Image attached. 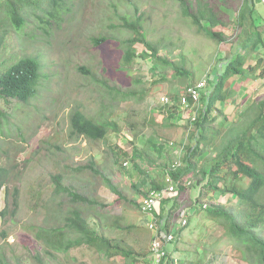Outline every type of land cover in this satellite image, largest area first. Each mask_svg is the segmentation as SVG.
I'll return each mask as SVG.
<instances>
[{"label": "rangeland", "instance_id": "rangeland-1", "mask_svg": "<svg viewBox=\"0 0 264 264\" xmlns=\"http://www.w3.org/2000/svg\"><path fill=\"white\" fill-rule=\"evenodd\" d=\"M185 1L192 12L197 10L198 2L210 3L225 20V25H206L207 29L222 33V37L230 41L200 32L183 17L179 0H69L64 21L50 35L35 30L37 23L33 21L24 32L34 29L32 33L36 38L12 33L11 52L1 55L0 62L6 57L18 60L27 55L41 62L37 94L29 102H17L13 107L0 102V109L6 113L0 119V166L13 168L15 162L32 159L21 175L17 174L18 178L8 184L12 191L10 203L15 188L19 190L16 214L12 220L8 219L6 226L0 215V230L7 228L10 233L6 242L0 238V253L13 264H16V256H21L23 264H39L35 255L45 264H109L103 252L88 244L68 252L53 250L54 255H46L48 247L43 240L37 241L38 230L63 226L65 213L73 207L84 209L89 225L100 233L118 239L126 237L135 249L149 251L152 232L138 231L128 236L126 230L118 229L115 224L147 227L152 217L140 209L142 193L139 189L151 188L152 179L162 182L168 166L186 164L189 147L195 142L191 136L195 130L191 118L204 107L203 101L183 109L177 104L178 110L170 115L161 97L163 94L177 96L201 79L210 84L217 82L221 67L241 50V41L246 37L244 32L252 29L251 32L264 33V3L261 0L250 3L254 11L245 22V28L240 18L244 0ZM138 16L141 17V31L159 50L158 55L189 70L191 80L180 77L172 67L156 65L141 43L134 45V61L124 62L127 47L123 40L131 38L132 33L123 27V17L133 20ZM100 36L110 39L95 46L91 38ZM251 54L246 65L264 55V34L263 42ZM82 66L88 73L80 70ZM227 86L234 87L235 93L228 101L217 104V110L223 113L217 115L214 129L235 126L242 120L243 111L254 102L264 100V78L253 76L246 68L242 76L230 78ZM76 108L98 121L115 123L117 130L110 129L106 138L99 140L72 136L71 114ZM160 146L164 147L162 152L158 149ZM120 148L127 157L120 154ZM215 155L209 146L201 155L196 172L184 177L192 184L186 186L176 200L178 206L170 222L172 230L179 226L182 213L191 212L189 225L174 245L187 261L247 264L232 256L230 247H223L226 253L214 257L212 254L206 256L203 251L221 230L216 224L209 227L210 220L203 212H197L193 200L204 181L199 169L209 165ZM91 160L97 162L102 177L121 190L124 199L110 190L105 178L87 172L66 173ZM59 173L63 174L67 186L87 195L94 203L79 205L71 201L70 195L56 194L51 177ZM145 178L148 181H144ZM5 188L0 190V211L6 205ZM206 201L235 209L238 199L214 192ZM32 226L36 229L31 230ZM111 261L124 264L125 259L118 256Z\"/></svg>", "mask_w": 264, "mask_h": 264}, {"label": "trees", "instance_id": "trees-1", "mask_svg": "<svg viewBox=\"0 0 264 264\" xmlns=\"http://www.w3.org/2000/svg\"><path fill=\"white\" fill-rule=\"evenodd\" d=\"M68 1L0 0V56L11 52L10 47L13 45L11 41L12 33L23 34L24 37L34 39L36 38L32 33L34 29L50 35L54 28L60 27L65 19ZM179 1L182 5L181 13L183 17L189 19L200 32L203 31L218 40L230 41L222 37V33L207 29L206 25H225V20L221 18L210 3L198 2L197 10L192 12L190 10L191 6L185 0ZM253 1L244 0L241 6L240 18L243 28H245V22L249 21V15L253 14L254 8L250 6ZM123 19V27L132 33L131 38L123 40L127 47L124 62L132 63L134 61V45L141 43L148 49L156 65L172 67L180 77L191 80L192 76L189 70L158 55L159 50L146 40L144 33L141 31L140 16L133 20H127V17H123ZM31 21L37 23V27L34 29L29 28L24 32ZM240 27L242 28V26ZM254 27H257V25L254 24ZM251 30L247 29L244 32L246 37L245 41H241V50L238 51L236 56L227 59L225 65L219 71L217 82L212 84L209 82L210 91L202 95L201 101H203L204 107L197 113V117L191 121L195 125V130L191 135L195 142L189 147L186 164L183 167L175 163L168 166L162 177V182L158 179H152L151 183L153 189L163 191L165 194L159 203L156 216L159 218L165 217L164 229L171 231L170 222L175 217L173 214L178 206L176 200H178L181 191L186 189V179L184 177L187 174L196 172L201 163V155L209 149V146H212V150L216 152V155L209 165L201 166L199 169L202 171L204 181H202L197 198L193 200V205L197 208L198 213L203 212L210 220L209 227H215V224L219 226L221 234L215 237L213 241L211 240L212 243L209 248L203 250L204 254L206 256L212 254L214 257L220 253H226L223 252V247H230L232 256L237 257L239 260L247 264H264V100L254 102L249 109L243 111L242 120L235 126L228 129L213 128V123L218 118L217 115L223 113L222 110H217V104L228 101L235 93L234 87L227 86V81L230 78L237 75L242 76L245 68L253 76L264 78V55H259L255 62L246 65V59L252 55L251 53L254 52L258 44L263 42L264 33L260 31L254 33ZM91 39L95 46H101L110 38L100 36V38L92 37ZM80 70L88 73V69L84 66L80 67ZM40 78L41 62L37 57L27 55L20 57L18 60L6 57L4 62H0V102L9 107H13V104L17 102H29L37 94ZM171 97L174 100L178 99L177 96L171 95ZM168 107L170 115L178 110L176 105ZM214 111L217 114L213 115ZM5 116V111L0 109V119ZM226 117L228 116L226 115ZM110 129L117 130L115 123L98 121L88 116L81 108H76L71 114L72 136L83 137L90 141L105 139ZM163 148L160 146L158 149L162 152ZM57 149L61 148L57 146ZM120 149V154L126 155L122 148ZM31 160L26 158L22 162H13L15 164L13 168L0 166V190L6 186V205L0 211L4 226L8 225V219H13L19 208V190L15 188L12 203H10L9 197L12 191L8 184L18 178L16 177L17 174L21 175V171L29 166ZM96 164V161L91 160L89 164L72 168L71 171H66V173L78 175L87 172L92 173L93 176H100L103 180L106 179L108 187L118 195L119 199H124L121 190L108 178L102 177ZM168 175H171L170 177L175 181L176 194L165 190L168 185L166 181ZM51 179L56 187L54 190L56 194L70 195L71 201L79 205L94 203L87 195L73 191L70 186H67L63 181V174H55ZM144 181H148V179L145 178ZM214 192H218L223 196L236 197L238 199L237 207L235 209L227 208L222 204H211V202L206 201ZM139 193H142V197L146 194L145 190L142 189H139ZM139 205L141 209V204L139 203ZM190 212L191 210L181 214L182 220L180 218L179 226L174 229L175 239L168 246L171 251L177 250V245L174 244L179 242L184 228L189 225V220L186 224H183L182 221L189 218ZM63 222V226L42 228L36 232L37 241L43 240V243L48 247V249L45 248L46 255H54L53 250L68 252L70 249L88 244L96 251L103 252L107 256L109 264H114L111 259L118 256L125 259L124 264H144L147 260L150 249L149 251L142 250V248L135 249L128 243L126 237L118 239L115 236L100 233L89 225L84 209L78 207L69 209L63 217ZM116 225L118 229L126 230L125 234L128 236L138 231L152 232L148 226L143 228L131 223ZM209 227L207 230L211 231ZM30 229L34 230L36 227L32 226ZM9 235L7 228L0 230V238L5 242L8 240ZM206 236L207 234L204 237ZM153 238L154 234L152 240ZM172 244L173 246H171ZM34 258L39 264H45L39 255H35ZM0 264L13 263L9 261L5 254L0 253ZM16 264H23L21 256H16ZM147 264L151 263L148 262ZM178 264L213 263L211 260L204 262L187 261L182 259L180 255Z\"/></svg>", "mask_w": 264, "mask_h": 264}, {"label": "built area", "instance_id": "built-area-1", "mask_svg": "<svg viewBox=\"0 0 264 264\" xmlns=\"http://www.w3.org/2000/svg\"><path fill=\"white\" fill-rule=\"evenodd\" d=\"M264 2V0H262ZM207 83L206 80H201L191 86H189L185 92L182 93L180 103L182 108L187 106L190 100L193 103H198L201 97L202 91L205 89ZM163 103H172L168 95H163L161 97ZM167 192L175 193L176 184L173 179L167 177ZM165 194L163 191H157L153 188H148L146 194L142 197L141 209L142 211L150 214L152 216L151 221L147 224L148 227L153 231L154 238L151 243L150 252L147 260L144 264L150 262L151 264H178L179 256L175 254L174 251L168 249L169 244H171L175 239L174 230L169 231L164 229L165 217L159 218L156 216L158 213L159 203L164 198ZM187 222L186 219L182 221L183 224ZM164 229V230H163Z\"/></svg>", "mask_w": 264, "mask_h": 264}, {"label": "clouds", "instance_id": "clouds-1", "mask_svg": "<svg viewBox=\"0 0 264 264\" xmlns=\"http://www.w3.org/2000/svg\"><path fill=\"white\" fill-rule=\"evenodd\" d=\"M262 1V0H261ZM262 3H264V2H262ZM201 80H203V79H201ZM201 80H199V81H201ZM199 81H197V82H199ZM197 82H194L193 84H195V83H197ZM206 83H207V85H206V87H205V89L202 91V93H201V97H200V100H199V102L198 103H196V104H199L200 102H201V99H202V95L203 94H206V93H208L209 91H210V85H209V83H208V81H206ZM192 84V85H193ZM191 86V85H190ZM188 88V87H187ZM210 88V89H209ZM185 92V91H184ZM163 95H168V94H163ZM169 97H170V99H171V101H172V103H163L162 101V104H164V105H166V106H172V105H177V104H179V106L182 108V105H181V103H180V100H181V96H182V93H180L179 95H177V97H178V99L177 100H174L170 95H168ZM191 103H193L191 100H190V102H189V104H191ZM188 104V105H189ZM193 104H195V103H193ZM186 107V106H185ZM184 107V108H185ZM183 109V108H182ZM197 117V114H195L194 115V117L193 118H191L192 120H194L195 118ZM170 144L172 145L173 144V142H170ZM168 176H171V175H168ZM167 176V177H168ZM167 177H166V181H167ZM177 183V182H176ZM192 184V182L191 181H188V182H186V186H190ZM152 188V187H151ZM167 188V187H166ZM165 188V189H166ZM146 192V191H145ZM141 204V203H140ZM159 208V207H158ZM144 212V211H143ZM152 217V216H151ZM181 220H182V218H181ZM186 220H188V219H186ZM187 223V222H186ZM185 223V224H186ZM148 226V225H147ZM152 233H153V231H152ZM174 252H175V254H177L178 256H180V254H179V252L177 251V250H174Z\"/></svg>", "mask_w": 264, "mask_h": 264}]
</instances>
